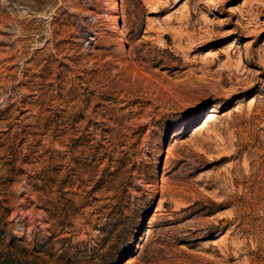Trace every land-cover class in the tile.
Wrapping results in <instances>:
<instances>
[{"label":"rangeland","instance_id":"rangeland-1","mask_svg":"<svg viewBox=\"0 0 264 264\" xmlns=\"http://www.w3.org/2000/svg\"><path fill=\"white\" fill-rule=\"evenodd\" d=\"M0 264H264V0H0Z\"/></svg>","mask_w":264,"mask_h":264},{"label":"bare ground","instance_id":"bare-ground-1","mask_svg":"<svg viewBox=\"0 0 264 264\" xmlns=\"http://www.w3.org/2000/svg\"><path fill=\"white\" fill-rule=\"evenodd\" d=\"M216 113H212V114H210V116H209V121L210 120H213L215 117H216V115H215ZM216 119V118H215Z\"/></svg>","mask_w":264,"mask_h":264}]
</instances>
